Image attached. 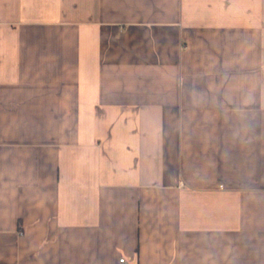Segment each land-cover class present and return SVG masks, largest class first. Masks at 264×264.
Here are the masks:
<instances>
[{"label": "crops", "instance_id": "1", "mask_svg": "<svg viewBox=\"0 0 264 264\" xmlns=\"http://www.w3.org/2000/svg\"><path fill=\"white\" fill-rule=\"evenodd\" d=\"M120 258L264 264V0H0V264Z\"/></svg>", "mask_w": 264, "mask_h": 264}, {"label": "clouds", "instance_id": "2", "mask_svg": "<svg viewBox=\"0 0 264 264\" xmlns=\"http://www.w3.org/2000/svg\"><path fill=\"white\" fill-rule=\"evenodd\" d=\"M251 103V97L245 96L241 102L233 109V114L237 121L239 122V128L234 133L239 136L241 132L251 133L252 124L250 120V115L247 110V105Z\"/></svg>", "mask_w": 264, "mask_h": 264}, {"label": "built area", "instance_id": "3", "mask_svg": "<svg viewBox=\"0 0 264 264\" xmlns=\"http://www.w3.org/2000/svg\"><path fill=\"white\" fill-rule=\"evenodd\" d=\"M119 263H120V264H125V260H124V258H120V259H119Z\"/></svg>", "mask_w": 264, "mask_h": 264}]
</instances>
